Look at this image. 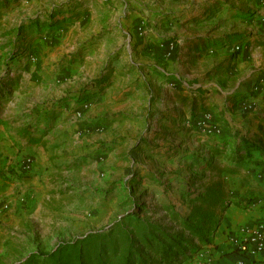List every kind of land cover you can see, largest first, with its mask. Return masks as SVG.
Here are the masks:
<instances>
[{
    "label": "rangeland",
    "instance_id": "1",
    "mask_svg": "<svg viewBox=\"0 0 264 264\" xmlns=\"http://www.w3.org/2000/svg\"><path fill=\"white\" fill-rule=\"evenodd\" d=\"M13 88L69 146L40 167L44 237L25 255L137 206L179 231L212 187L214 230L264 202V0H0V110ZM196 244L178 263H219Z\"/></svg>",
    "mask_w": 264,
    "mask_h": 264
},
{
    "label": "crops",
    "instance_id": "2",
    "mask_svg": "<svg viewBox=\"0 0 264 264\" xmlns=\"http://www.w3.org/2000/svg\"><path fill=\"white\" fill-rule=\"evenodd\" d=\"M161 5L159 6L163 7ZM11 92L17 93L7 101L11 107L0 110V264L21 263L29 254H23L25 242L38 244L40 237H44L39 234L38 226H41V215L45 210L42 206V198L46 199L48 195H40L38 182L42 171L40 167L48 166L47 158L53 144L58 146L59 153L69 148L68 144L63 142L64 137L59 136V131L56 135L52 134L57 126L64 127L63 122H59V118L54 119L51 124L52 129L42 128V119L34 110L26 111L23 105L17 104L19 91L13 88ZM6 97L5 93L0 98L2 100ZM38 101V98H33V104ZM0 103L4 102L0 101ZM261 115L263 116L264 112ZM48 120L50 121V118ZM261 129L264 130V124ZM54 137L58 143L52 142ZM78 143V141L71 142V148ZM25 156H30L33 160L32 171L28 174L17 169L19 161ZM259 189L258 194L263 196L264 183ZM257 222L264 223V202L256 207L250 206L244 209L233 204L227 208V213L214 230L210 243L218 252L216 254L218 264H232L236 258L233 251L235 245L232 241V236L236 232L233 229L250 227ZM258 259L249 260L246 264H264V255Z\"/></svg>",
    "mask_w": 264,
    "mask_h": 264
},
{
    "label": "trees",
    "instance_id": "3",
    "mask_svg": "<svg viewBox=\"0 0 264 264\" xmlns=\"http://www.w3.org/2000/svg\"><path fill=\"white\" fill-rule=\"evenodd\" d=\"M223 195L222 189L208 188L180 218L179 231L168 232L137 206L111 224L58 242L48 251L30 252L19 264H177L196 253V243H211L226 206Z\"/></svg>",
    "mask_w": 264,
    "mask_h": 264
},
{
    "label": "built area",
    "instance_id": "4",
    "mask_svg": "<svg viewBox=\"0 0 264 264\" xmlns=\"http://www.w3.org/2000/svg\"><path fill=\"white\" fill-rule=\"evenodd\" d=\"M237 48V47H236ZM33 160L30 156L22 158L17 169L25 174L32 171ZM5 208V207H4ZM232 236L236 258L232 264H246L247 261H257L264 255V223L257 222L253 226L237 229Z\"/></svg>",
    "mask_w": 264,
    "mask_h": 264
}]
</instances>
